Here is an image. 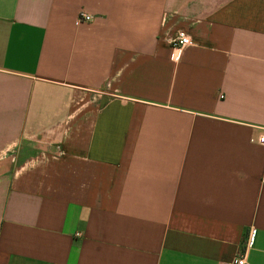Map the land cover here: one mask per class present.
I'll return each mask as SVG.
<instances>
[{"label":"crops","instance_id":"crops-1","mask_svg":"<svg viewBox=\"0 0 264 264\" xmlns=\"http://www.w3.org/2000/svg\"><path fill=\"white\" fill-rule=\"evenodd\" d=\"M261 136L264 0H0V264H264Z\"/></svg>","mask_w":264,"mask_h":264},{"label":"built area","instance_id":"built-area-1","mask_svg":"<svg viewBox=\"0 0 264 264\" xmlns=\"http://www.w3.org/2000/svg\"><path fill=\"white\" fill-rule=\"evenodd\" d=\"M78 20L80 22H86V23L91 22L92 16L86 14L85 12H79ZM188 44H189V39L187 35L183 31H178L170 44V49H171L170 59L172 61H177L180 56L181 50L184 47H186ZM258 141L260 144H264V136H261ZM232 264H247L245 250L239 252L234 257Z\"/></svg>","mask_w":264,"mask_h":264}]
</instances>
